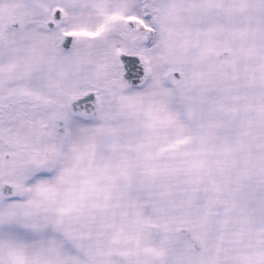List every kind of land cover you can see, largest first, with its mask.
Segmentation results:
<instances>
[{
	"label": "snow or ice",
	"instance_id": "6c2138e0",
	"mask_svg": "<svg viewBox=\"0 0 264 264\" xmlns=\"http://www.w3.org/2000/svg\"><path fill=\"white\" fill-rule=\"evenodd\" d=\"M0 264H264V0H0Z\"/></svg>",
	"mask_w": 264,
	"mask_h": 264
}]
</instances>
